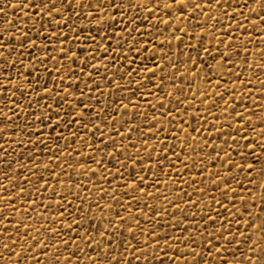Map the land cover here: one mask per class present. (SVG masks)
I'll use <instances>...</instances> for the list:
<instances>
[{
  "label": "snow or ice",
  "instance_id": "6c2138e0",
  "mask_svg": "<svg viewBox=\"0 0 264 264\" xmlns=\"http://www.w3.org/2000/svg\"><path fill=\"white\" fill-rule=\"evenodd\" d=\"M258 76L264 0H4L0 264H264Z\"/></svg>",
  "mask_w": 264,
  "mask_h": 264
},
{
  "label": "rangeland",
  "instance_id": "374dc122",
  "mask_svg": "<svg viewBox=\"0 0 264 264\" xmlns=\"http://www.w3.org/2000/svg\"><path fill=\"white\" fill-rule=\"evenodd\" d=\"M10 2H15V0H10ZM3 3H4V0H0V6H3ZM9 12H10V14H11V16H14V15H16V13H11V10L9 9ZM182 27H183V24L181 25ZM145 28H147V25H145ZM147 55V51H145V53H143L142 54V56L140 57V58H138V59H143L144 58V56H146ZM134 67H135V65H134ZM149 67H151V65L149 64ZM257 78H264V77H257ZM253 91L255 92V91H258V88L257 89H253ZM130 99H132V100H135V98L133 97V98H130ZM226 99H227V97H226ZM252 99L253 98H249V107H252V103H251V101H252ZM222 103V102H221ZM259 103H260V105L262 106V107H264V99H260V101H259ZM262 114V112H261V109H256V115L257 116H259V115H261ZM253 120H255V117H253ZM113 127H115V126H113ZM76 147V145L75 144H73V148H75ZM86 150V149H85ZM23 157H21V161L23 162ZM185 179H187V177H185ZM150 191H151V189H149ZM189 190H191V189H189ZM161 191H163V189H161ZM213 191V189L211 188V186H209V192H212ZM194 199H195V197H193ZM206 199V198H205ZM213 207H215V205L213 204ZM234 207H239V205L238 204H236V205H234Z\"/></svg>",
  "mask_w": 264,
  "mask_h": 264
}]
</instances>
